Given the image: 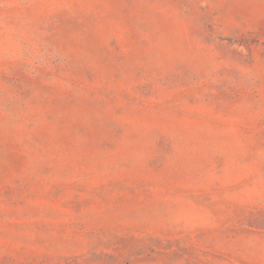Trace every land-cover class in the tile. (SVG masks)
<instances>
[{"label": "rangeland", "instance_id": "rangeland-1", "mask_svg": "<svg viewBox=\"0 0 264 264\" xmlns=\"http://www.w3.org/2000/svg\"><path fill=\"white\" fill-rule=\"evenodd\" d=\"M0 264H264V0H0Z\"/></svg>", "mask_w": 264, "mask_h": 264}]
</instances>
